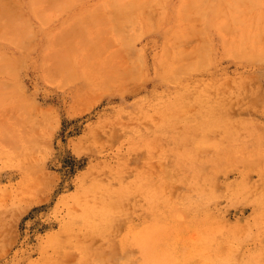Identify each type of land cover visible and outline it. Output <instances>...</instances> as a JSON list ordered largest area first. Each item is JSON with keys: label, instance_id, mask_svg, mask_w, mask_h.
I'll return each mask as SVG.
<instances>
[{"label": "rangeland", "instance_id": "1", "mask_svg": "<svg viewBox=\"0 0 264 264\" xmlns=\"http://www.w3.org/2000/svg\"><path fill=\"white\" fill-rule=\"evenodd\" d=\"M142 1L99 59L44 58V37L0 77V264H142L136 232L155 220L179 264H264V0L210 24L182 19L177 0ZM174 49L201 68L174 73ZM121 192L108 233L80 217ZM190 193L207 206L175 212Z\"/></svg>", "mask_w": 264, "mask_h": 264}, {"label": "bare ground", "instance_id": "2", "mask_svg": "<svg viewBox=\"0 0 264 264\" xmlns=\"http://www.w3.org/2000/svg\"><path fill=\"white\" fill-rule=\"evenodd\" d=\"M79 1L0 0V77L12 73L14 71L12 65L15 62L18 64L25 60L31 51L35 49L38 40H43L44 37H48V44L46 47L45 45L43 47L44 58L48 56L47 59L51 58V60L57 57L63 60L65 57L74 59L79 57L78 53L80 54L83 51L80 55L83 58L86 57V55L84 57V54L89 56L88 52H90V54L95 55L91 57L93 61L99 59L98 55L102 51L104 54L105 51L107 52L108 46L113 39L123 34L127 23L136 19V10L143 4L142 0H100L89 9L72 13L73 8L77 6ZM238 1L242 2L244 0H177L174 7H176V11L181 18L187 19L189 23L192 22L195 16L203 15L206 22L210 24L220 22L219 18L221 16L228 14L231 9H236ZM67 13H69V16H74L73 23L70 22L69 26L67 25V27L61 28L55 33L48 34L49 30L47 26L57 22L58 27H60L67 20L63 19ZM199 18L201 19V17ZM87 20L96 22L98 26V23H101V27L94 32L95 27L92 26L94 28H90V30L92 29L91 33L93 34L88 33L90 30L85 27V23L88 22ZM231 22H237V19H231ZM81 26L83 28H80ZM189 27L193 28V25H189ZM127 42L131 44L130 40ZM170 53L171 56L169 55L168 62L171 64L174 73L178 75L183 74L184 70L192 71L198 69L204 60V58L201 59L199 56L194 55L185 57L181 51L176 49ZM57 59L55 60L57 61ZM71 61L70 65L75 63V60ZM61 64L59 67L64 66L69 70L70 68L76 69H74L75 66L73 67L74 64L72 67L70 65L68 67L63 62ZM86 64V62L85 64L82 63L84 67L87 66ZM59 71L61 72L60 68ZM54 72H51L50 75H53ZM58 72L57 75L56 73L54 74V76L56 75L55 78H58ZM60 79L62 78L60 77ZM0 83H3L2 80ZM2 94L1 96H4L6 93ZM114 196L100 198V200L95 199L92 203H86L80 217L96 230L103 232L110 231L109 228L112 221L125 214V193L121 192L119 195ZM207 201L208 198L206 199L203 196L196 200L193 197V193H190L185 196L183 207L175 209V212L197 213L200 209L207 206ZM199 206L201 208H198ZM157 222L155 220L152 224L148 225V228L138 229L136 232L135 239L140 245L144 256L142 264H179L176 249L181 244L175 242L173 239H169L168 236L171 233V229ZM149 232L151 233L150 236ZM216 262H224V259H219ZM84 263L102 264V261L101 257L93 256L84 260ZM110 264H114V260H110ZM242 264H253V260H247Z\"/></svg>", "mask_w": 264, "mask_h": 264}]
</instances>
